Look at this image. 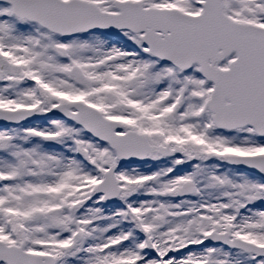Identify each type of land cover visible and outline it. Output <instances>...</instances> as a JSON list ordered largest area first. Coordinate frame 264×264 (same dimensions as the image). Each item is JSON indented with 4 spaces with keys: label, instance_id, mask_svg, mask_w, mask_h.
<instances>
[{
    "label": "snow or ice",
    "instance_id": "obj_1",
    "mask_svg": "<svg viewBox=\"0 0 264 264\" xmlns=\"http://www.w3.org/2000/svg\"><path fill=\"white\" fill-rule=\"evenodd\" d=\"M0 264H264V0H0Z\"/></svg>",
    "mask_w": 264,
    "mask_h": 264
}]
</instances>
